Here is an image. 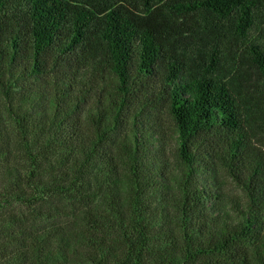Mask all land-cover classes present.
I'll return each mask as SVG.
<instances>
[{"label": "trees", "instance_id": "trees-1", "mask_svg": "<svg viewBox=\"0 0 264 264\" xmlns=\"http://www.w3.org/2000/svg\"><path fill=\"white\" fill-rule=\"evenodd\" d=\"M0 262L264 264V0H0Z\"/></svg>", "mask_w": 264, "mask_h": 264}, {"label": "rangeland", "instance_id": "rangeland-1", "mask_svg": "<svg viewBox=\"0 0 264 264\" xmlns=\"http://www.w3.org/2000/svg\"><path fill=\"white\" fill-rule=\"evenodd\" d=\"M233 192V191H232ZM2 262H0V264H1Z\"/></svg>", "mask_w": 264, "mask_h": 264}]
</instances>
